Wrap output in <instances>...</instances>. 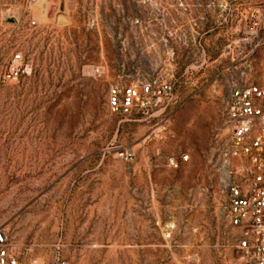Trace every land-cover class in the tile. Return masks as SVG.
<instances>
[{"label":"rangeland","instance_id":"obj_1","mask_svg":"<svg viewBox=\"0 0 264 264\" xmlns=\"http://www.w3.org/2000/svg\"><path fill=\"white\" fill-rule=\"evenodd\" d=\"M258 7L264 31V0H0V226L12 244L40 264H227L225 101L250 61L249 82L264 85V44L251 56L239 44ZM16 53L31 71L13 78ZM148 83L172 86L150 117L109 111L110 85ZM160 121L173 138L151 135Z\"/></svg>","mask_w":264,"mask_h":264},{"label":"built area","instance_id":"obj_2","mask_svg":"<svg viewBox=\"0 0 264 264\" xmlns=\"http://www.w3.org/2000/svg\"><path fill=\"white\" fill-rule=\"evenodd\" d=\"M33 6L39 0H24ZM260 8L251 10L248 28L242 33L239 44L246 56L264 44ZM31 67L23 63L22 55L12 59L8 76L16 78L28 74ZM95 75L104 72L103 66H94ZM251 61L242 71L244 79L229 84L225 101L224 127L226 137L219 153V170L227 192L225 205L229 224L235 229V244L227 264H264V85L249 82ZM172 94L168 83L145 84L140 87L110 85L107 94L109 111L113 114L139 113L150 117L154 108ZM157 138H173L175 133L160 121L151 130ZM125 160H132L133 150L119 153ZM187 158L183 157L185 160ZM168 164L176 167L174 156ZM0 264H40L11 242L9 231L0 226ZM50 264H67L57 258Z\"/></svg>","mask_w":264,"mask_h":264}]
</instances>
